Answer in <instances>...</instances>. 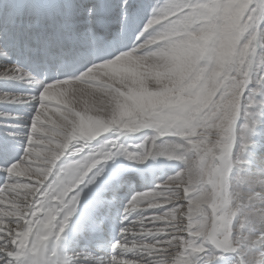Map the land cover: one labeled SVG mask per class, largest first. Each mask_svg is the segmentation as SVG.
Masks as SVG:
<instances>
[{
  "label": "snow or ice",
  "instance_id": "obj_1",
  "mask_svg": "<svg viewBox=\"0 0 264 264\" xmlns=\"http://www.w3.org/2000/svg\"><path fill=\"white\" fill-rule=\"evenodd\" d=\"M0 264H264V0H0Z\"/></svg>",
  "mask_w": 264,
  "mask_h": 264
}]
</instances>
